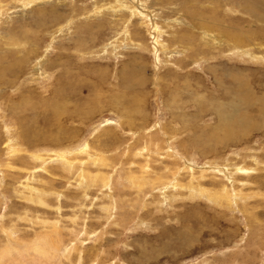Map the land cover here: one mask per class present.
I'll use <instances>...</instances> for the list:
<instances>
[{
  "label": "rangeland",
  "instance_id": "1",
  "mask_svg": "<svg viewBox=\"0 0 264 264\" xmlns=\"http://www.w3.org/2000/svg\"><path fill=\"white\" fill-rule=\"evenodd\" d=\"M0 264H264V0H0Z\"/></svg>",
  "mask_w": 264,
  "mask_h": 264
},
{
  "label": "bare ground",
  "instance_id": "2",
  "mask_svg": "<svg viewBox=\"0 0 264 264\" xmlns=\"http://www.w3.org/2000/svg\"><path fill=\"white\" fill-rule=\"evenodd\" d=\"M122 6V5H121ZM135 12V11H134Z\"/></svg>",
  "mask_w": 264,
  "mask_h": 264
}]
</instances>
